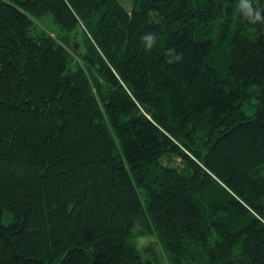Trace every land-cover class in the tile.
Wrapping results in <instances>:
<instances>
[{
	"label": "trees",
	"instance_id": "obj_1",
	"mask_svg": "<svg viewBox=\"0 0 264 264\" xmlns=\"http://www.w3.org/2000/svg\"><path fill=\"white\" fill-rule=\"evenodd\" d=\"M0 264H264V0H0Z\"/></svg>",
	"mask_w": 264,
	"mask_h": 264
},
{
	"label": "rangeland",
	"instance_id": "obj_2",
	"mask_svg": "<svg viewBox=\"0 0 264 264\" xmlns=\"http://www.w3.org/2000/svg\"><path fill=\"white\" fill-rule=\"evenodd\" d=\"M127 8H130L131 5V0H120ZM43 26L46 27V29L49 32L52 33H59V29L58 27L52 22V16H48L44 22H42ZM152 242H155L158 246V240L154 235H150V236H146V237H139V245L143 246V245H148Z\"/></svg>",
	"mask_w": 264,
	"mask_h": 264
},
{
	"label": "clouds",
	"instance_id": "obj_3",
	"mask_svg": "<svg viewBox=\"0 0 264 264\" xmlns=\"http://www.w3.org/2000/svg\"><path fill=\"white\" fill-rule=\"evenodd\" d=\"M256 19L257 20H259L260 19V16H259V14L257 13V15H256ZM146 39L148 40V42H149V47H151V41H152V37L151 36H148V37H146ZM179 59V58H178Z\"/></svg>",
	"mask_w": 264,
	"mask_h": 264
}]
</instances>
